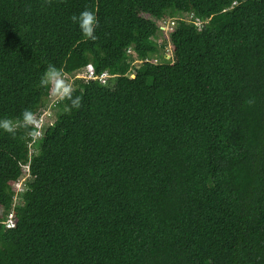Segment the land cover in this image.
Returning a JSON list of instances; mask_svg holds the SVG:
<instances>
[{
	"label": "trees",
	"instance_id": "trees-1",
	"mask_svg": "<svg viewBox=\"0 0 264 264\" xmlns=\"http://www.w3.org/2000/svg\"><path fill=\"white\" fill-rule=\"evenodd\" d=\"M49 63L83 106L32 152L0 129V264H264V0H0V119L49 107Z\"/></svg>",
	"mask_w": 264,
	"mask_h": 264
},
{
	"label": "clouds",
	"instance_id": "clouds-1",
	"mask_svg": "<svg viewBox=\"0 0 264 264\" xmlns=\"http://www.w3.org/2000/svg\"><path fill=\"white\" fill-rule=\"evenodd\" d=\"M46 3L50 4L51 0H46ZM70 19L79 26L85 38L93 41L97 39L95 31L98 27V19L93 11L85 9L79 15H72ZM39 86L46 89L51 97L59 101H67L68 103L65 104L64 108L66 112L80 109L83 106L82 97L74 95V86L66 77L65 72L51 63L48 64L45 72L42 74ZM245 103L251 106L255 103V98H250ZM38 123L37 114L30 109H25L18 118L0 119V129L14 135L22 128L26 130L27 136L34 138L39 135Z\"/></svg>",
	"mask_w": 264,
	"mask_h": 264
},
{
	"label": "built area",
	"instance_id": "built-area-1",
	"mask_svg": "<svg viewBox=\"0 0 264 264\" xmlns=\"http://www.w3.org/2000/svg\"><path fill=\"white\" fill-rule=\"evenodd\" d=\"M188 19V18H187ZM171 21V26H172V31L175 29L176 27V20L174 19H169ZM77 78L78 79H85V80H88V79H94V74H93V69L91 66H87L84 70L78 72L77 74ZM132 77V76H131ZM74 78H76L74 76ZM105 78H106V75H103L101 76L98 80L101 82V83H104L105 81ZM52 97H50V102H49V107L47 109H45L42 114L40 116H38V129H39V135H37L36 137H32V141L28 144V147H29V151L32 152L31 148L37 139H39L40 137H42L43 135V132L45 130V128L50 125L51 123H48V120L51 116V108L59 101L55 98L51 99ZM28 169H26V174L18 180L17 182V189L18 191H22V189L24 188L25 186V182L28 180L30 181V174H29V171H27ZM3 225L4 227L6 228H13L14 226V223L12 221V215H9L7 220L3 222Z\"/></svg>",
	"mask_w": 264,
	"mask_h": 264
},
{
	"label": "rangeland",
	"instance_id": "rangeland-1",
	"mask_svg": "<svg viewBox=\"0 0 264 264\" xmlns=\"http://www.w3.org/2000/svg\"><path fill=\"white\" fill-rule=\"evenodd\" d=\"M153 23H155V25L157 26L158 30H157V36H156V42L160 45H164L163 48H161V46H158V51L156 56L158 57L159 55L164 56L165 60H171L172 58V53H171V48H170V41H169V36L170 33L172 32V26H171V21L169 19H165V20H160V21H156L155 19H150ZM153 58H155V56H153ZM156 60V58H155ZM158 60V59H157ZM156 62V61H154ZM133 66L131 68V70L133 71V68H138L141 63L140 61H134ZM133 73V72H131ZM78 73L74 74V76L77 78ZM73 80V78H72ZM72 80H70V82L72 83ZM53 99V97L51 98ZM56 112L51 109V118L48 120V123H52L53 121H55L56 119Z\"/></svg>",
	"mask_w": 264,
	"mask_h": 264
}]
</instances>
